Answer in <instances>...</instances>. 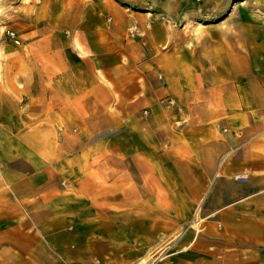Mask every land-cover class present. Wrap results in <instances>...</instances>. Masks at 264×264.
<instances>
[{
    "label": "crops",
    "instance_id": "1",
    "mask_svg": "<svg viewBox=\"0 0 264 264\" xmlns=\"http://www.w3.org/2000/svg\"><path fill=\"white\" fill-rule=\"evenodd\" d=\"M7 1L0 264H264V0Z\"/></svg>",
    "mask_w": 264,
    "mask_h": 264
},
{
    "label": "rangeland",
    "instance_id": "2",
    "mask_svg": "<svg viewBox=\"0 0 264 264\" xmlns=\"http://www.w3.org/2000/svg\"><path fill=\"white\" fill-rule=\"evenodd\" d=\"M27 1V0H26ZM2 0H0V4H1ZM28 2V1H27ZM11 3V7L7 6V9L8 12H12L14 8V5L15 3H21V1L19 0H16V1H13V0H10V1H7V4ZM24 4V3H23ZM4 11H2V9H0V26H2L3 24V20H2V14H3ZM8 21V19H6ZM9 31V32H13L9 29H2V31L0 30V43L3 42V41H15L16 40V37L12 38V37H8V35L6 34V32Z\"/></svg>",
    "mask_w": 264,
    "mask_h": 264
},
{
    "label": "built area",
    "instance_id": "3",
    "mask_svg": "<svg viewBox=\"0 0 264 264\" xmlns=\"http://www.w3.org/2000/svg\"><path fill=\"white\" fill-rule=\"evenodd\" d=\"M6 34L8 35V37H12V38L15 37V34L13 32L7 31ZM166 103H167V105H172V101L171 100H168ZM234 180L244 182V181L247 180V178L246 177H238V176H235L234 177Z\"/></svg>",
    "mask_w": 264,
    "mask_h": 264
}]
</instances>
